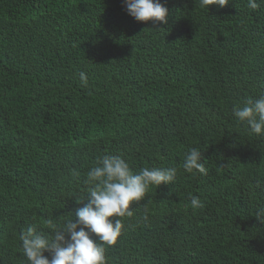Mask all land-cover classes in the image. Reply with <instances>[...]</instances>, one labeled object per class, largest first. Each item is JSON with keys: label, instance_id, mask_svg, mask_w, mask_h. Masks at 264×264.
<instances>
[{"label": "trees", "instance_id": "trees-1", "mask_svg": "<svg viewBox=\"0 0 264 264\" xmlns=\"http://www.w3.org/2000/svg\"><path fill=\"white\" fill-rule=\"evenodd\" d=\"M161 3L167 24L122 0H0V264H26L29 223L75 219L102 154L178 169L130 205L107 264H264V136L232 113L264 94V3ZM192 147L206 175L183 171Z\"/></svg>", "mask_w": 264, "mask_h": 264}, {"label": "clouds", "instance_id": "clouds-1", "mask_svg": "<svg viewBox=\"0 0 264 264\" xmlns=\"http://www.w3.org/2000/svg\"><path fill=\"white\" fill-rule=\"evenodd\" d=\"M230 0H199V7L208 11L210 5L221 8ZM264 0H247V7L256 10ZM126 13L138 22L168 23V8L161 0H122ZM81 86L87 87L85 72L79 73ZM235 120L257 136H264V94L258 99L249 97L243 105H234ZM202 152L192 147L184 153L182 168L185 173L207 174ZM71 175L79 178L80 172L72 169ZM177 167H142L134 171L121 155L102 154L85 175L83 183L87 194L83 207L75 211V219L47 218L43 225L29 223L21 230L19 241L26 264H107L106 250L114 246L122 234L123 219L132 217L133 202L144 200L150 188L174 184ZM259 187V184L257 185ZM192 209L202 208L198 196H189ZM264 222V207H258L255 215ZM117 218V219H113ZM48 253L49 255H45Z\"/></svg>", "mask_w": 264, "mask_h": 264}]
</instances>
